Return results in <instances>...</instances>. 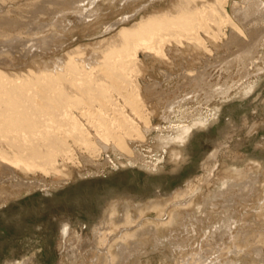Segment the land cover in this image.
<instances>
[{
	"label": "rangeland",
	"instance_id": "374dc122",
	"mask_svg": "<svg viewBox=\"0 0 264 264\" xmlns=\"http://www.w3.org/2000/svg\"><path fill=\"white\" fill-rule=\"evenodd\" d=\"M160 1L0 0L10 22L0 25V70L27 75L69 57L95 67L108 47L125 46L117 36L123 26L171 5L160 7ZM246 3L224 5L243 33L215 5L197 18L208 21L214 36L196 26L180 44L167 37L148 49L137 46L134 60L119 70L133 87L120 81L126 91L105 88L111 110L89 106L87 95L71 91L82 101L79 109L67 107L86 141L49 121L59 126L64 144L49 149L52 159L18 157L0 142L7 154L0 160V264H109L108 254L116 257L120 244L136 251L113 264H176L180 254L204 264H264V0L253 8L258 13L239 21L234 9ZM80 8L97 10L82 18ZM138 11L130 23L103 33ZM195 33L199 42L191 40ZM172 103H178L175 112ZM190 116L207 121L178 140L172 124ZM103 120L111 133L99 124ZM247 182L251 187L244 189ZM112 210L114 235L98 236ZM171 214L177 222L164 225L161 219Z\"/></svg>",
	"mask_w": 264,
	"mask_h": 264
},
{
	"label": "bare ground",
	"instance_id": "6f19581e",
	"mask_svg": "<svg viewBox=\"0 0 264 264\" xmlns=\"http://www.w3.org/2000/svg\"><path fill=\"white\" fill-rule=\"evenodd\" d=\"M166 1L171 3L169 8L143 17L131 27L123 26L119 30L117 36L121 38L125 46L119 48L114 46L108 47L106 54L103 57L104 61L99 62L95 67H91L89 64H84V61H82L83 64L78 63L73 57H69L68 61L63 60V58L54 59L51 63L54 67L52 70L46 69V67L39 71H33L30 69L28 70L27 75L8 74L0 70V142L16 151L18 157L24 156V154L27 153L28 156L34 158L52 159L55 156L53 150L56 149V151H58L56 147L60 144L64 145L61 140L62 137H59L56 131V128L59 126L54 127L50 125V123L57 122H59L58 124H61V126H68L67 131H70L71 133L69 132V134L76 140L81 142L86 141V132L83 131L80 126L81 124L73 116V113H70L67 107L68 104L74 103L75 107L77 106L78 108V106L81 105L82 100L79 96L75 94L69 95V93L71 94V91L82 92L83 95H87L89 106H92V104H98L101 108L100 110H111L112 106H110V104H115H113L111 95L106 92L105 88L120 90V87L123 88L126 84L128 85L127 88L133 87V85L129 84V81H127L128 78L124 77L125 75L123 76L124 72L120 73V71L128 66L126 64L127 61L134 60L137 46L140 47L144 45L145 48L148 49L149 45H154L155 42H163L167 37L176 40V43L180 44V36L185 37V33L191 32L196 26L211 37L214 36V34H211L210 32L208 21L205 18L200 22H197L199 15L207 12L205 11V8L213 9L215 5H222L221 12L224 15V20L235 32L243 33V30L237 25L234 19L229 16L224 7L227 0H215V4L210 2V0H163L158 3V6L161 7ZM127 2L129 3L130 0H127ZM94 3H96V0H90L89 2V4L93 5ZM255 6L259 7L257 0H247L244 8L237 7L234 9L235 18L239 21L251 18L252 14H254L253 12L256 11V13H258L259 11L253 9ZM1 9L3 8L0 6V25L10 23L5 14L6 11H1ZM95 11L93 8H80V10H78L82 18L93 17ZM237 11H242V13L239 14ZM138 14L139 11L131 17L128 15H122L113 24L105 26L103 33H109L119 25L130 23ZM173 25H179L177 26L178 28L176 27L175 31L173 28L171 30L167 28ZM196 34L198 33H195L194 38H191V40L199 42L200 37ZM136 42L138 43L136 44ZM115 53H117V58H114L115 60L112 62L110 61V58ZM112 80L113 82L116 81V83L110 82ZM120 81L125 82L126 84L122 86ZM125 88L126 87H124L123 90ZM229 88L230 86H226L224 90L221 91H227ZM126 90L127 89H125V91ZM127 95L131 96L130 93H127ZM127 95L124 96L126 100L129 99ZM107 102L110 104L106 105ZM176 104L178 103L170 104L169 110L171 112H175ZM86 112L88 114V111L83 110L82 114L85 116ZM87 114L86 116H90L94 113ZM97 115H100L98 116L99 119H105L101 118V116H104L102 113H98ZM188 119L187 123L179 122L177 124H172L175 128L179 129L177 131L178 140H184L194 126L203 125L205 120L207 121L205 117L190 116ZM99 124L104 125L103 127L106 132H112L111 129L107 128L108 124L104 120ZM41 144L43 147H49L47 149L48 151L42 152L40 149L42 147L40 146ZM106 147L103 148L105 149ZM50 148L54 149L49 151ZM63 150H65V148H63ZM113 151L116 153V150L113 149ZM0 160H7V154L3 153L1 148ZM250 183L251 182L245 183L243 185L244 189L250 188ZM199 189L200 188L198 187L197 190ZM193 193H195V191ZM217 196L218 195L216 194L214 197ZM186 203L187 202L184 200L181 202V205H187ZM114 220V210H112L108 221L104 222L103 225L96 229L98 236H101L102 233L106 231H109L107 235H114L108 227L109 224L114 222ZM161 220L164 225H172L177 222L175 214L167 215ZM124 221L125 223H131L129 217H126ZM228 226L229 222L225 220L223 227L227 228ZM137 232L138 231H136L132 237L136 235ZM127 236L128 235H125V237ZM63 237H70V232L67 231V228L63 231ZM158 240V236H156L155 242ZM118 246L119 253L116 257L112 254H108L109 264H113L112 262L115 258L125 260L129 258L130 253L136 251V248H123L122 244ZM183 255L180 254L181 257L176 261V264H204L206 262L202 258L195 260V258L191 257L187 260ZM225 264L231 263L226 262Z\"/></svg>",
	"mask_w": 264,
	"mask_h": 264
}]
</instances>
